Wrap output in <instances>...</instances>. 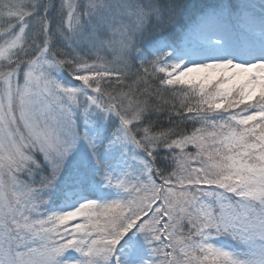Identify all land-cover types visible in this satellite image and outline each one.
Wrapping results in <instances>:
<instances>
[{"label": "snow or ice", "instance_id": "obj_1", "mask_svg": "<svg viewBox=\"0 0 264 264\" xmlns=\"http://www.w3.org/2000/svg\"><path fill=\"white\" fill-rule=\"evenodd\" d=\"M0 264H264V0H0Z\"/></svg>", "mask_w": 264, "mask_h": 264}]
</instances>
